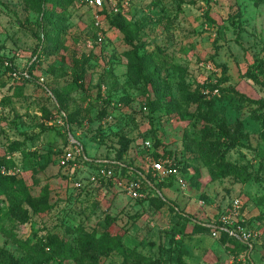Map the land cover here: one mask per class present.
Instances as JSON below:
<instances>
[{"label": "rangeland", "instance_id": "rangeland-1", "mask_svg": "<svg viewBox=\"0 0 264 264\" xmlns=\"http://www.w3.org/2000/svg\"><path fill=\"white\" fill-rule=\"evenodd\" d=\"M60 1L66 12L51 24L25 0H0V178L18 186L0 188L6 264L241 263L242 248L198 224L229 213L235 200L238 217L257 227L251 255L261 264L264 0ZM70 139L92 156L122 151L137 166L155 148L144 141H160L186 161L187 188L156 193L189 218L115 187L97 191L89 168L67 178L60 158ZM88 235L118 247L77 257L52 248L62 240L80 250Z\"/></svg>", "mask_w": 264, "mask_h": 264}, {"label": "built area", "instance_id": "built-area-1", "mask_svg": "<svg viewBox=\"0 0 264 264\" xmlns=\"http://www.w3.org/2000/svg\"><path fill=\"white\" fill-rule=\"evenodd\" d=\"M83 2L86 6L92 8H101L103 6L102 0H83ZM98 40H101L100 34H98ZM10 75L14 78H20L16 71H13ZM24 77L27 78V73L24 74ZM69 143L70 149L65 151L61 156L60 165L68 167L69 175L73 177L77 170L86 171L89 167L85 165V162L91 161V159L86 156L79 142L70 139ZM143 144L147 148L151 147V143L148 140H145ZM94 163L96 164V169L91 170L89 168L90 171L86 175V179L90 183L97 184L101 179L110 180L132 200L144 198L146 194L142 192L143 187L147 185L152 186L150 181L146 178L147 174H150L156 182H161L166 178H172L174 184L180 189L185 191L187 188L184 176L174 157L165 156L155 158L152 155H147L143 160L142 169H139L136 165L128 166L127 164L109 159L97 158L94 159ZM113 166H117L118 169L115 170ZM122 168L127 169L129 177H122ZM1 172L3 174H9L4 167L1 168ZM83 178L84 176H81L75 181L76 187H82L81 180ZM199 206L202 207L203 202L200 201ZM239 208V201L235 200L232 203V208L229 213H223L217 220H211L210 223L205 224L211 229L212 237L218 236L220 232H225L229 237L249 245L251 242L258 240V230L248 227L245 224V220L238 217ZM251 248L250 245L249 255L251 254ZM238 264H248V258H243L241 263L239 262ZM262 264H264V257L262 259Z\"/></svg>", "mask_w": 264, "mask_h": 264}, {"label": "trees", "instance_id": "trees-1", "mask_svg": "<svg viewBox=\"0 0 264 264\" xmlns=\"http://www.w3.org/2000/svg\"><path fill=\"white\" fill-rule=\"evenodd\" d=\"M32 8L34 9H37L39 11V15H40V18L47 21L48 23H53V20H52V17L54 15H59L61 13L65 14L66 12V8L64 7V5L61 4V1L60 0H25ZM102 8V7H101ZM126 33V39L128 40V42H131V39L129 38V33L128 32H125ZM52 37H57V33H56V30L51 33ZM41 51H49V47H41L40 48ZM128 57L131 56V54H127ZM143 57V56H142ZM140 59L141 62H145L146 58H142ZM136 68V67H135ZM140 76L141 75H138V78L140 79ZM145 106H148V105H145ZM225 123L224 122H220L218 123L217 125V128L220 129V131L224 134V135H227V132L225 130ZM148 140V139H147ZM150 143H152L150 141V139L148 140ZM78 142V141H77ZM68 144V143H67ZM70 144V143H69ZM155 145V148L153 147ZM159 146H162L160 141L158 140H155L154 141V144L152 143L151 147H153V150H155V152L152 150L150 151L147 155H152L154 156L155 158H159V157H165V156H169V157H174L179 168H180V171L182 172V168H186L187 167V164L185 166V163L186 161H181L179 159H177V156L172 153V151L168 150V149H165L163 146V148L159 149L158 147ZM83 147V146H82ZM144 148H147V147H144ZM84 149V147H83ZM120 153H117L115 156H101V157H97V156H92L90 154H88L85 149H84V153L86 154V156L88 158L91 159V161H86L85 162V165L88 166L91 170H95L96 169V164L94 163V159H97V158H101V159H109V160H113V161H116V162H120L122 164H127L128 166L129 165H136L134 164L132 161H127L124 156L122 155V151H119ZM145 156L146 154L144 155V157L142 158L143 160L145 159ZM58 157V155H57ZM7 159L5 158H2L0 159V166L4 165L6 163ZM183 163V165H181ZM143 165V164H142ZM141 166H137L139 169H142ZM182 166V167H181ZM63 167V174L69 179L71 178H74L73 177H70L69 175V169L68 167L66 166H62ZM115 170L118 169L117 166H113ZM183 174V173H182ZM68 175V176H67ZM121 175L122 177H129L128 174H127V169L125 168H122L121 169ZM146 178L150 181V183L152 184V186H144L142 191L144 190V188L154 192V194L152 195H148V193H145L146 196L144 197V199L146 200L148 198L149 202H155V203H159L160 205H163V206H170L171 208H173L174 210V213L176 215H178L179 218L183 219L184 217L186 218H189V214L188 213H185L183 212L181 209H178L176 207V205H174L170 200H168L167 198H165L164 196H159L157 195L156 191H161V189L163 188H169L171 185H175L172 178H166L164 179L163 181L161 182H156L154 181V179L151 177L150 174H147L146 175ZM96 189L97 191L101 190V189H109L110 187H115L117 188L110 180H105V179H101L99 181V183L96 184ZM20 186V189L22 190H25V187L23 185H19ZM0 188H3L5 189L6 191L8 192H11V193H14L15 190H17L18 186L15 185L14 181L12 179H8V178H0ZM118 189V188H117ZM81 192H83V190H81ZM91 192V191H90ZM84 194H86L84 192ZM148 195V197H147ZM78 196L79 195H76V200L78 199ZM143 199V198H142ZM138 200V199H137ZM135 200V201H137ZM221 215V214H220ZM219 215V217H220ZM26 216V215H24ZM218 217V218H219ZM26 219V218H25ZM111 221H113V219H111ZM194 222H197L198 221H195L193 220ZM211 221L209 220L207 223H210ZM205 223V224H207ZM199 224V227H204V229H207L208 231H210V234L212 233L211 229L209 227H207L205 224ZM198 224H195L198 226ZM250 225V224H249ZM250 227V226H249ZM251 228V227H250ZM255 229H257V227H254ZM217 238H220V241H230L232 242L233 244L237 245L239 248H242L243 251H245L246 253V256L248 258V264H258L255 262V260L253 259L252 257V253H253V250H254V244L257 243L258 240H255L253 242L250 243L251 245V254L249 256H247V253L249 252L250 250V245L249 244H245V243H242L234 238H231L228 236L227 233L225 232H220V234L218 235ZM89 247H98L100 249L101 252H108L110 250H112L113 248H117L118 247V244L116 241H114L113 238H109L107 236H102L101 239H96L95 236H91V235H88L84 241L80 244V250L79 248H73V247H70V245L66 244V242L62 241V240H56L54 242V245L52 246V248H54L56 250V252H59V253H62L63 255H71V256H74V257H77L78 255H82L86 250L87 248ZM7 259L8 257L6 256L5 252L0 249V264H6L7 262ZM232 264H238V263H232ZM260 264V263H259ZM261 264H262V261H261Z\"/></svg>", "mask_w": 264, "mask_h": 264}]
</instances>
